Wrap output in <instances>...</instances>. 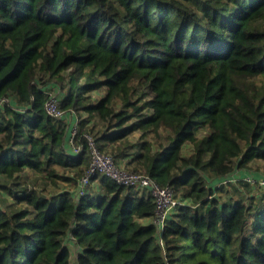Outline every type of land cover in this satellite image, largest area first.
I'll return each mask as SVG.
<instances>
[{
  "label": "trees",
  "instance_id": "obj_1",
  "mask_svg": "<svg viewBox=\"0 0 264 264\" xmlns=\"http://www.w3.org/2000/svg\"><path fill=\"white\" fill-rule=\"evenodd\" d=\"M67 79L76 155L66 120L46 111ZM3 98L0 175L28 169L70 188L0 184L24 205L0 204V264H72L69 235L78 264H264V190L221 183L264 159V0H0ZM136 131L158 146L131 154ZM88 134L182 198L160 237L149 192L99 175L102 192L78 195Z\"/></svg>",
  "mask_w": 264,
  "mask_h": 264
},
{
  "label": "built area",
  "instance_id": "obj_2",
  "mask_svg": "<svg viewBox=\"0 0 264 264\" xmlns=\"http://www.w3.org/2000/svg\"><path fill=\"white\" fill-rule=\"evenodd\" d=\"M62 96L60 89L53 90L49 93V99L46 103L47 113L56 119H65L68 123V144L70 152L78 154L82 150V145H77L76 137L79 132V121L75 111H65L61 108ZM8 98L0 100V109L8 102ZM89 151L91 154V164L87 172L79 181L78 195L82 196L89 193L93 179L96 176H106L118 184L131 187L140 191L149 192L156 202V215L153 223L156 225L159 237L173 211L184 204V201L178 196L171 186H161L156 183L149 175L142 172H135L120 167L117 160L112 154L105 153L99 149L92 135H87ZM239 178L231 175L222 180V184L229 186L237 182ZM245 181L255 187L264 190V174L261 177L253 175L246 176Z\"/></svg>",
  "mask_w": 264,
  "mask_h": 264
},
{
  "label": "rangeland",
  "instance_id": "obj_3",
  "mask_svg": "<svg viewBox=\"0 0 264 264\" xmlns=\"http://www.w3.org/2000/svg\"><path fill=\"white\" fill-rule=\"evenodd\" d=\"M66 76L68 75V72L65 73ZM69 89V80L67 79L65 81V86L64 88H60V93L61 96L63 94L66 93V91ZM95 97L102 95L99 93H94ZM12 102L15 104H17V98L15 96L12 97ZM94 121L91 123L94 126L93 129V135L94 137L97 135V133L101 130L104 129V124L102 122H100L97 118L93 119ZM166 135V132H163ZM129 139L131 141V143L134 145V152L132 154H135L136 152L140 151V147L141 144L145 141V140H152V142L155 144V146H158V142L156 140H153V138H151L150 135L143 137L141 132H134L129 136ZM164 142V140H163ZM166 143L164 142V145ZM186 153H190V147H186L185 149ZM106 153V152H105ZM117 163L120 167H126V165L123 164V162L121 161V159H117ZM246 170H250V172H254V173H262L264 174V159H253L248 167L246 168ZM62 175L64 174L66 175H70V172H64L61 171ZM96 183H98V180L96 181ZM0 184L3 185H7L10 188L14 189L15 192L17 191H24L25 188L27 189H32V188H36L39 191H41L43 194L48 195V196H52L57 194L60 191H63L65 189H69L70 188V183H67L66 181L60 180L57 181V183H53L52 181H48L45 180L42 176L36 175L33 173V171L31 170H25L24 172L20 173V174H16L12 177H10L9 179L2 177V175H0ZM95 183L92 182V185L90 186V191L91 192H99V190L94 189L93 185ZM228 187H231L230 185ZM234 192V189H231ZM256 192H263L262 189H260L259 187L256 188L255 190ZM22 194V193H20ZM257 194V193H255ZM227 194H225V192H221L220 194H217L218 197H221L223 201H225L227 199ZM233 196L235 198H237L238 196H236L235 194H233ZM0 204L8 209V210H12V209H17V208H22L24 205L23 204H19L17 203V200L15 198L14 195H11L8 190L0 188ZM175 213V211L172 212V215ZM66 244L70 247L71 250V263L72 264H78L77 263V255L79 252V247L77 246L76 242L74 241V239L69 235L66 237Z\"/></svg>",
  "mask_w": 264,
  "mask_h": 264
},
{
  "label": "crops",
  "instance_id": "obj_4",
  "mask_svg": "<svg viewBox=\"0 0 264 264\" xmlns=\"http://www.w3.org/2000/svg\"><path fill=\"white\" fill-rule=\"evenodd\" d=\"M99 94H101V92H98ZM101 95H99V96H97V97H100ZM135 150L133 149L132 151H131V154L134 152ZM132 156L133 155H129V156H126V157H123V158H120L121 159V161L123 162V164L124 165H126V166H128V163H129V161H130V159L132 158ZM236 174H237V177L239 178L238 180H237V182H235L234 184H232L231 185V187H229L230 189H233L234 188V186L235 187H239L240 186V183H241V181H242V179L244 180V178L246 177V176H249V175H253V176H255V177H261L263 174L262 173H259V172H257V173H252V172H250V170H246V168H244V169H237V172H236ZM95 184L93 185V187H94V189H97V190H99V192H102V189H101V186L98 184V183H96V181L94 182ZM241 187V186H240ZM97 192V191H96ZM233 194V193H232ZM145 221V220H144ZM146 221H150V220H146ZM80 251V250H79Z\"/></svg>",
  "mask_w": 264,
  "mask_h": 264
}]
</instances>
